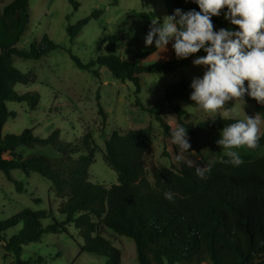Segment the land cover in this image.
Returning a JSON list of instances; mask_svg holds the SVG:
<instances>
[{
    "label": "trees",
    "instance_id": "trees-1",
    "mask_svg": "<svg viewBox=\"0 0 264 264\" xmlns=\"http://www.w3.org/2000/svg\"><path fill=\"white\" fill-rule=\"evenodd\" d=\"M70 1L76 7L77 3ZM169 2L168 15L176 8L199 10L191 0ZM223 12L212 18L215 28H235L224 19ZM99 13L95 10L91 16ZM88 20L82 18L66 26L70 39L76 37ZM28 21L29 0H10L0 11V170L14 182L18 192L23 191V185L11 176L14 169L27 175L38 173L49 180L53 196L61 199L57 211L64 219L54 218L52 209H23L0 220V242L5 256H12V264L38 262L30 257L21 258L22 246L39 241L44 233H65L73 237L67 229L70 224L82 240L78 246L80 251L104 257L103 264L121 261V251L103 236L107 229L134 241L138 264H264V155L243 160L239 167L222 163L224 155L215 158V150L205 132L221 131L234 120L214 114L198 123L185 121L182 118L185 111L172 102L179 99L194 103L189 99L191 82L184 76L167 84L163 98L149 107L138 97L140 74L176 72L191 58L205 53L201 50L188 59L177 60L171 50V56L158 65L141 63L135 57L121 59L114 54L99 55L84 64L70 54L77 67L90 71L94 77H99V69L104 66L114 78L132 81L137 95L135 105L150 113L156 110L162 140L170 148L163 150L170 159L169 166L153 164L147 170L145 157L152 145L153 127L149 124L125 132L114 130L104 141L102 158L116 172L117 182L109 186L95 184L89 179V167L96 151L90 132L69 142L59 141L57 131L39 137L31 128L19 134L1 135L4 123L14 117L6 101L24 102L31 110L39 103L35 92L14 90L17 83H34L36 75L15 68L13 57L40 59L50 51L65 50L46 35L39 41L33 40L28 48L16 47ZM106 49L114 50L115 45L108 44ZM245 100L264 117V105L247 96ZM166 101L176 113L178 123L188 127L193 154L204 167L211 168L206 178L196 175L195 167L181 159L172 143V128L162 116L161 106ZM99 112L105 116L101 107ZM260 135L256 149L245 148L251 152L264 148V130ZM36 144L57 146L60 156L53 159L44 154H24L23 148ZM204 146L210 154L203 152ZM166 191L175 194L173 200L164 198ZM45 218L50 221L43 226ZM17 226H20L18 231L8 237L6 231Z\"/></svg>",
    "mask_w": 264,
    "mask_h": 264
},
{
    "label": "rangeland",
    "instance_id": "rangeland-1",
    "mask_svg": "<svg viewBox=\"0 0 264 264\" xmlns=\"http://www.w3.org/2000/svg\"><path fill=\"white\" fill-rule=\"evenodd\" d=\"M10 0H0V11ZM29 0V21L20 36L16 47L28 48L33 40L39 41L44 35L59 44L65 50H53L40 59H21L13 57V65L22 72L32 71L36 75L34 83L15 84L14 90L19 93L33 91L38 94L39 103L33 110L26 103L6 101L5 105L14 117H9L1 128V135L7 133L19 134L25 128H31L34 135L46 137L57 131L59 141H73L90 132L96 145L94 161L89 167L90 181L107 186L117 182L116 172L102 158L104 141L112 131L125 132L131 128L147 125L153 127V141L145 157L146 169L153 164L170 165L169 157L163 154L166 148L162 140V128L154 113L135 105V84L132 81H120L114 78L109 70L102 66L99 77L85 69H80L71 59L76 56L87 64L99 55L114 54L121 59L136 58L141 63L158 65L171 56V44L166 52H159L155 44L145 46L144 40L155 18L162 22L168 15L169 0ZM100 13L92 17L93 11ZM82 18H88L75 38L70 39L66 32L68 24H75ZM115 45L114 50L106 49V45ZM140 54V57H136ZM191 58L187 65L171 73H142L139 75L140 92L138 97L145 107L163 98L167 84L179 80L182 76L189 82L194 77L202 76L204 66H194ZM97 67V66H96ZM95 67V68H96ZM247 84V81H245ZM184 111L185 121L198 123L212 113L199 110L194 103L173 100ZM234 101H228L225 107H232ZM101 107L105 116L99 112ZM162 116L173 128L177 116L166 101L162 103ZM235 118L242 119L238 103L234 105ZM243 111L247 115L257 114L254 106L246 102ZM223 116L222 111L219 113ZM264 130L261 126L260 133ZM221 131H206V136L215 150V158L224 155V150L217 145ZM181 159L188 164L204 167V163L196 157L191 148L188 152L180 150L175 145ZM242 160L257 158L264 155V148L251 152L245 147L236 149ZM25 155L44 154L57 159L60 152L57 146L51 144H36L32 148H23ZM203 152L210 154L204 146ZM11 176L20 181L23 191L18 192L15 184L9 181L0 170V220L8 218L23 209L49 210L57 220H63L64 215L57 211L61 199L53 196L50 181L38 173H23L19 169L11 171ZM50 219L42 220V225ZM20 226L6 231L9 237L15 234ZM65 233H44L37 242L22 246L21 258L38 260L34 264H103L105 258L90 252L80 251L81 238L75 235L73 224ZM103 236L111 245L121 251L120 264H138L134 241L110 230H105ZM11 255L5 256L0 242V264H12Z\"/></svg>",
    "mask_w": 264,
    "mask_h": 264
},
{
    "label": "clouds",
    "instance_id": "clouds-1",
    "mask_svg": "<svg viewBox=\"0 0 264 264\" xmlns=\"http://www.w3.org/2000/svg\"><path fill=\"white\" fill-rule=\"evenodd\" d=\"M196 9H174L171 15L163 17L162 22L152 20L144 43L155 44L159 52H166L171 44L177 60L195 56L194 66H204L202 76L194 77L189 87V99L199 110L217 114L234 122L223 127L220 139L216 141L224 150L222 163L239 167L242 157L236 150L241 147L256 149L261 139L260 129L264 117L260 113L247 115L243 108L245 97L264 105V0H191ZM224 10V19L235 28H215L212 18ZM247 81V84H245ZM234 101L232 107H225ZM238 103L242 119L235 118L234 105ZM171 141L183 152L191 148L188 127L177 123L171 130ZM179 159V157H178ZM196 175L206 178L210 167L196 164ZM171 201L172 191L163 193Z\"/></svg>",
    "mask_w": 264,
    "mask_h": 264
}]
</instances>
